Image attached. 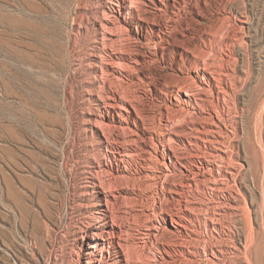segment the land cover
Masks as SVG:
<instances>
[{
  "label": "rangeland",
  "instance_id": "rangeland-1",
  "mask_svg": "<svg viewBox=\"0 0 264 264\" xmlns=\"http://www.w3.org/2000/svg\"><path fill=\"white\" fill-rule=\"evenodd\" d=\"M115 3L0 0V264L84 260L78 237L93 211L88 184L92 173L102 175L98 163L105 161L91 128L99 113L97 95L103 92L99 75L111 54L100 22L113 19L109 9ZM232 7L233 24L243 30L242 45L232 52L242 75L235 95L242 114L229 118L235 127L226 140L230 166L206 170L208 178L190 193L208 206V214L214 208L223 213L218 230H211L206 212L194 222L193 264H264V0H235ZM241 17L247 22L241 24ZM223 39L214 49L226 54L219 47ZM165 70L171 73L167 65ZM148 95L141 98L146 106ZM163 96H152L156 116L164 108ZM195 160L206 165L204 157ZM162 193L158 201L166 205L170 195L165 189ZM130 223L133 236L145 231L147 221ZM155 240L145 248L150 253ZM209 244L226 247L221 260H209L204 251ZM174 247L173 253L179 250Z\"/></svg>",
  "mask_w": 264,
  "mask_h": 264
},
{
  "label": "bare ground",
  "instance_id": "bare-ground-1",
  "mask_svg": "<svg viewBox=\"0 0 264 264\" xmlns=\"http://www.w3.org/2000/svg\"><path fill=\"white\" fill-rule=\"evenodd\" d=\"M234 3L117 0L109 9L113 19L100 22L111 54L103 59L99 75L103 92L97 95L99 113L91 119V128L105 161L97 162L103 177L92 173L88 184L94 201L91 219L78 237L81 264H193L192 246L197 240L193 225L209 209L190 193L208 178L206 170L230 166L226 140L230 131L235 134L231 129L235 127L229 118L231 113L242 114L235 97L242 75L232 52L241 47L243 30L233 24ZM238 20L247 22L243 17ZM222 35L219 47L226 54L214 49ZM146 93L147 106L141 100ZM155 94L166 98L159 116L151 109ZM200 156L206 165L195 160ZM131 168L138 174H132ZM164 189L170 195L166 205L158 201ZM212 210L206 217L211 230L223 218L222 212ZM143 219L145 231L132 236L131 220ZM153 238L158 243L155 240L156 249L150 253ZM174 246L179 248L174 249L176 255ZM208 247L204 251L210 261L226 251L225 246ZM245 250L248 255L250 249Z\"/></svg>",
  "mask_w": 264,
  "mask_h": 264
}]
</instances>
